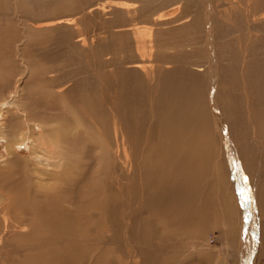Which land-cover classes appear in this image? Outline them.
Returning <instances> with one entry per match:
<instances>
[{
    "label": "rangeland",
    "instance_id": "1",
    "mask_svg": "<svg viewBox=\"0 0 264 264\" xmlns=\"http://www.w3.org/2000/svg\"><path fill=\"white\" fill-rule=\"evenodd\" d=\"M101 4H106L108 6L105 15L101 14L98 10H95L89 14L93 6L96 8L100 7ZM207 15L208 18L211 15V18L215 20L214 39L219 49L218 57L220 60H224L221 61L223 79H221L222 83L220 84V91L222 93L220 92L219 102L221 101V104L226 107H231V105L233 107L231 112L232 120L226 121H229L228 123L230 124L234 123V125L238 126H242L247 122V124L251 126L248 116L250 115L252 120H257L258 118H262L259 110L262 109L264 111V0H0V101L7 100L8 97L13 92L18 90V87H20V93L17 98L19 102L18 104L20 113L14 116L16 126H19L23 130L28 119H31L33 122L38 121L46 123L42 124L44 126L47 124H53L54 128L52 129V134H56L59 141L61 142V145L67 148V152L64 155H67L68 152L70 154L71 152V157L73 158L70 159L73 162L75 161V165L71 162L72 170L77 171V173L74 175L75 179L73 181L68 180L70 183H67L66 187L62 190V196H59L58 199L52 198V196H50L48 193L49 190L45 188L44 185L37 187L38 183L35 180L31 181L29 179L25 168L26 160L24 158L27 159L29 156L31 157L32 153L30 150H28V146L27 149L19 148L16 152L20 155H16L24 159L23 164L17 162V168L15 166L12 168L9 167L8 170L0 173V189H3L2 192L9 189L11 192L10 197H12V200H14L16 203L14 204L15 206H11V210L9 209L7 212L4 211V207L0 208L2 209L0 210L1 245H4L5 239H7L8 244L10 243L13 246L15 243L14 246H17L18 248L23 247L24 244L28 242V240L24 238L20 239L18 232H15L14 228L16 226L23 227L27 224H32L33 220H38L33 219L35 213H38L39 216H42L41 218L46 219L38 220L39 224L40 221H42V224L45 222V224L49 225L48 223L52 222L49 221L50 219L58 218H62L63 224L61 226L62 228H58L60 229L58 233L57 231L55 233L52 231L53 234L50 232L51 235H49L51 238L48 237V233L50 231L49 228L46 226L40 227L45 229L46 233V229H48V236L46 234L38 233L39 235L36 236H39V238L34 236L33 239L35 243L40 240L41 247L45 248V246H48L51 242L47 240H53L54 237L55 239L57 237H61L59 239L61 244L60 246L65 244H68L69 246V244L73 242L72 244L75 243V246L72 247L71 244V247L69 246V250H76L74 247L77 245L79 248L81 247L80 250L83 248V250L80 252L82 254L84 253L83 258L87 259L88 264L94 263V260H92V254H94L93 257L96 260L95 263L105 261V254H109V248L111 249V246L108 245L104 247L102 244L103 241L105 242V239L108 240L112 237L110 227L106 225V220H104V217H101V214L99 218L101 217L100 221L102 220V223L95 225L97 228L94 226L98 230L91 226L93 218H90L83 224L81 222H77L78 217H86V215L87 217L91 216H88L89 214L87 213L85 214L86 205H77V197L84 191V189L91 188L93 185L98 183V173L101 171L104 172L105 176V189L103 188V193H101L98 184V189L96 187L95 192L98 193L100 191L98 193L101 194L99 198H101L103 202L101 203V208L98 209L99 204H96L97 210L95 208L94 209L95 211L99 212L100 210L104 209L103 206L105 203L106 205L109 204L111 207H113V205L114 207L117 206L120 211L118 198H120V194L122 193V186L127 183V175L125 174L126 171L124 164L127 161V155L130 153L129 150H126L130 140L125 139V136L120 132V130L122 127H126L127 123L130 121L133 122V125L140 126L142 128L143 143L147 140L146 135L149 133L147 130L149 129V126L152 127L154 125V130L160 131L159 127L163 121L162 119L168 120L169 117L171 120L174 119V122L172 121L174 125L170 123V119L168 120L170 123V129H172V126H174V129L171 132H180V130L183 128V130H181V134L179 133L180 135L178 134L177 136L181 137L185 132L186 133L182 136L183 138L173 139L182 141L185 145H188L186 146L187 149L185 148V152L187 153V150L188 152L190 151L187 154H190L189 156L193 158L192 148L194 146L192 147V145H194L195 141L200 135L197 133L198 126L195 122L205 119L203 121L205 124L208 116L207 112L210 111V104H207L206 102L208 101L206 100V97H208V92H206L205 88H207L206 83L208 82L206 78L207 76L209 77V74L206 72L207 70H211L213 68V62L209 42L210 28ZM67 18L70 20L67 25L57 27L53 26L51 28H38L39 25H50L54 24L57 19L58 21H61L60 19L64 20ZM141 28H144L147 32H152V41L154 43L152 42L151 46H153V49L151 47V50L149 47H146L147 45H145L147 54L152 51V56L150 58L143 57L139 52L140 46L135 34L137 30ZM155 59L159 65L155 63ZM152 61L155 62L153 63ZM142 62L144 63V66L155 70L154 74H156V76L160 75L159 77L157 76L158 78L156 77L158 82H160L159 88L161 87V84L164 83L162 84L164 86L163 88L165 89L166 85H168L169 87L167 86L166 89H170L168 91L166 90V92H164L165 90L162 89V92L164 93H161V88L158 89V92L161 94H157L158 96H156L157 98L153 103L155 104L154 106H151L150 104V99L152 98L151 92L153 89L151 82L146 77H144V75L140 73L139 70H135V65L141 64ZM243 63L246 68H248L245 71V75L247 73L246 77L243 75ZM196 66H201V68L205 69L206 71L203 72V74L198 75L193 72L194 70H199L198 68L200 67L197 68ZM184 67H186L187 70H184ZM229 72L233 74H225ZM181 74L182 76L184 75L183 77H185V79L181 76ZM122 77H124V79ZM191 78L197 82L199 81L200 86L203 85L202 87L204 89L201 88V90L198 91L196 88L190 86L188 80H191ZM225 78L227 79L225 80ZM169 79L173 81H168ZM174 81H177L178 83H175ZM180 82L184 83L185 86H181ZM178 88L179 90L181 88V92H183L182 89H189L186 90V94L189 91L188 93L192 96L189 94V96L186 94L184 95L183 93L185 92L180 94ZM200 92H206L207 95L206 93L201 94ZM132 94L135 96V99L132 98L134 97ZM182 94L185 97H183ZM195 95L198 96L196 97ZM136 96L138 98H136ZM173 96L177 99L180 98V100L178 99L179 103L177 102L178 100L174 99ZM182 97L185 99H182ZM203 97L205 98L203 99ZM162 98L166 99L163 101ZM193 98L198 100L196 104L194 103L195 100ZM107 99H112V102L114 101L113 104L111 103V105L108 103ZM122 99L124 100L121 101ZM186 99L189 101V103H185L183 101H186ZM175 101L176 104H179V109L177 108V105H174ZM201 101H204L203 105ZM161 102L164 104L162 105ZM169 102L172 103L168 105ZM190 102L192 103L190 104ZM200 103L203 107L200 106ZM205 103L207 105L204 106ZM194 104L198 105L199 108L202 107L205 109V111L203 110L207 113V116H204L205 118L201 116L205 115L202 113V108H194ZM258 104H262L263 106L259 107ZM180 105L182 106L180 107ZM163 106L166 110H162ZM159 107L161 108L160 110H158ZM174 107H176L178 110H176ZM190 107L193 109V112L191 111L192 109H190ZM207 108L209 110H207ZM108 109L110 112H112V115ZM114 109H118L117 111H119L122 115V121L116 119ZM128 109L132 113L129 112ZM185 109L187 112H189L188 110L190 109L191 114L189 112V115H192L190 119L188 113L185 112ZM124 110H126V113ZM168 110L171 112V114ZM164 111L169 114L167 119L164 118L166 116L163 114ZM179 111L181 113L184 111V114L187 113L186 115H188V118L187 116H183V114H181ZM198 113L201 114L198 115ZM130 114H132V116ZM139 114L144 115L148 124L145 123L146 121H144V119L139 117ZM153 114L154 116L156 115L155 118ZM176 115L179 117L177 118ZM75 116L78 117L76 118ZM180 116L185 118L179 119ZM161 117L163 118L161 119ZM175 119L183 120L184 122H182V124L180 123L181 121H179V124L178 121H175ZM187 119L190 124H196H194L196 129H192V125L187 124ZM192 120L195 122L193 121V123ZM175 122L179 124H177L179 126V130L177 129ZM92 123L98 131L93 128L94 126ZM69 125H73V127ZM158 125L159 127L157 128ZM68 126L71 128V132H69L70 130ZM74 126H78L77 128L79 129L77 130ZM247 126L248 125L244 124V126L241 128L237 127V132L239 133L240 130H243V132L246 134ZM55 128H57V130ZM103 128L104 131H102ZM16 130L19 132L20 129L17 128ZM94 130L95 132H99V135H95ZM41 131L42 129L40 127L39 132ZM158 131L156 133H159ZM194 132L196 133L194 134ZM199 132L201 133L200 129ZM70 133H74L73 136L72 134L70 136ZM171 134L172 133H170V135ZM246 136L248 139V144L245 146L247 147L248 153L249 155H254V159L258 160V165H260V152L258 150V145L253 142L252 130L249 134H246ZM193 139H195V141ZM186 141H190V143ZM259 146L261 145L259 144ZM88 147L92 150H88ZM7 148V143L0 140V163L6 162L8 159ZM83 149L87 150L84 151ZM139 150L134 153V159L132 162L134 167L131 166L130 175H133V173L136 171L139 172V166L141 163L158 164L161 161L154 157L142 158V153H139ZM164 153L168 155L167 151H164ZM163 163H166V166L160 163L161 165L159 164V167L161 168L162 166L163 168L161 169L166 170L168 162L164 161ZM105 164L106 166H104ZM132 170L134 172H132ZM109 179L110 181H108ZM254 179L255 176L253 178L251 177V182H254ZM106 181H108L107 185ZM263 183L264 178L260 184ZM31 189H33L35 193H27L28 190ZM107 189L110 191V196ZM105 192L107 194H105ZM57 193L58 191L54 193V196H58ZM38 194L44 196V200L40 202L44 205L46 204L45 206L48 205L49 207L47 209L48 211H45V214L43 208H35V197ZM107 198L108 200L109 198L116 200L110 204V201H108ZM80 204H84L83 201ZM65 208L68 210L66 213L62 212V209L64 211ZM3 211L5 214H2ZM80 211L84 214H82ZM119 211L115 212L121 214ZM69 212L74 213L73 218L69 215ZM68 217H70V221L66 222L69 220ZM71 219L74 222H72ZM20 220L22 222H20ZM67 224L68 226H66ZM6 225L10 228H8V231L6 230ZM100 225H103L102 228ZM92 227L94 228V232H92ZM11 229L13 230L12 232L10 231ZM69 229H71L72 232L70 230L69 233ZM63 230L68 231L64 232ZM6 231L11 235H9ZM158 231L159 230L152 229L151 233H155L157 237L159 236L158 234L164 233L163 231L158 233ZM88 232L90 233L88 234ZM60 233H62L61 236ZM66 233H68V235ZM134 233L133 235H135V238H140L138 241L142 240L140 236H143V233L140 232V236H138V233ZM76 234H78V236ZM100 234H102L103 237L105 236L104 240H101L103 237L102 235L100 236ZM152 234L151 236H154L155 240V234ZM97 235L101 238L99 237V239ZM235 235L231 236L229 233L227 234L226 230L225 236L222 239L223 241L221 239L219 241L210 240L211 243L209 246L212 249H208L204 254L196 257H187L183 255L184 259H182L183 256L178 255L180 253H177L180 250L176 246L177 243L175 244L174 249L171 251V254H174L175 256L169 255L170 253L165 249L164 250L167 253L164 254H167L169 257L168 264H193V262L194 264L196 262V264H198V262L202 264L203 261V263H207L206 258H208V261H211L212 264H214L217 255H222L224 253L223 259H225L226 264H240L236 257L234 258L231 256H226V253L230 252V241L235 237ZM15 236H17V238ZM46 236L47 238H45ZM66 236L68 239L70 238V241L65 239ZM210 237L213 236L210 235ZM79 238L82 239V241ZM86 238L89 239L87 240L88 242L85 240ZM158 238L160 240L161 237ZM175 238L176 237L174 236L173 239L176 241ZM23 240H26V242ZM62 241L65 243L63 244ZM155 241H157L159 244L161 242L158 241V239ZM160 245L158 246L159 250ZM89 247L91 251L89 250ZM49 248L50 246L47 247L48 251L46 248L40 249L39 251L46 256V253L49 252ZM10 249L13 250L12 248ZM10 249L8 248V250L0 252V263L2 264L3 261V264H14L15 260V264H23V261H21L22 259H20L21 256H17V253L12 254L11 252V254H8L9 251H11ZM156 249L158 250L157 247ZM220 250H223L224 252L222 253ZM42 251L47 252L45 253ZM51 251L53 253V250ZM129 251L131 256L126 254L127 256L122 257L121 255L120 259L122 262L125 264H142L143 258L141 256L137 257L136 255L132 254L131 250ZM87 252L93 253L88 254ZM213 253H215L216 256ZM30 254L31 253L28 252L26 257L33 255ZM95 254L98 256H95ZM100 254L102 255L101 257H99ZM107 256L109 258V255ZM157 256L161 255L158 254ZM89 258H92L90 259L92 262L89 261ZM262 258L263 260L260 264H264V256ZM180 260H184V263L182 261L180 263ZM74 261L75 260H73V262ZM75 262L71 264L78 263Z\"/></svg>",
    "mask_w": 264,
    "mask_h": 264
},
{
    "label": "bare ground",
    "instance_id": "2",
    "mask_svg": "<svg viewBox=\"0 0 264 264\" xmlns=\"http://www.w3.org/2000/svg\"><path fill=\"white\" fill-rule=\"evenodd\" d=\"M94 7L95 6H93L91 8L89 14L94 12L95 10H98L101 14L105 15V13L107 12L106 10L108 9V6L106 4H101L100 7H96V8H94ZM211 8H213V7H211ZM207 18H208V15H207ZM60 20L61 21H58V19H57V21H55L54 24H50V25L49 24L39 25L38 28H51L53 26L57 27V26L67 25L70 21L68 18L64 19V20H62V19H60ZM208 24H209V28H210V41L208 39L207 40L210 42V47H211V52H212L211 57H212V62H213V68L211 70H207V72H206L207 74H209V77L206 75L207 76L206 79L208 82L206 83L207 88H205L206 92H208V97H206L207 98L206 100H208L209 102L206 100H204V101H206L207 104L208 103L210 104V111L207 112L208 113V116H207L206 115L207 113L204 112L205 109L202 108L204 101L203 102L201 101L202 105L200 103V106H202L201 107L202 111L204 110L202 113L205 114V115H201V116L202 117L207 116L206 122H205V124L203 123V121L205 119L204 120L202 119L201 121L199 120L197 122L192 120V122L194 121L195 123H197V126L201 131V133H200L199 129L197 128V130H198L197 133H198V135L200 134L199 138H197L196 141H195V139H193L195 141L194 145H192V147L194 146L192 148L193 158L189 156L190 154L189 155L187 154L190 151L188 152V150H187V153L185 152V148L188 145H185L182 141L173 139V138H176V139L183 138L182 136L186 132L181 137H179L177 135L179 133L181 134V130H183V128L180 130V132L177 130H176L177 132H174V133L171 132V131H173L174 126H172L173 127L172 129H170V123H172V121L174 119L171 120L169 117V114H167V112H165V111H164L165 113L163 112L164 116L166 115L164 118L167 119L169 117V119L171 120L170 123L168 122L169 119L165 120V119H162L163 117H161V119L163 121H162L160 127H159V125L157 126V128L158 127L160 128L159 129L160 131L157 130L159 133H156L157 131L154 130V128H153L154 125L152 127L149 126V129H147L149 133H148V135H146L147 140L143 143H142V141H143L142 128L140 126L133 125V122L130 121L129 123H127L126 127H122V129L120 130V132L125 136V139L130 140V142H128V145L126 148V150H129L130 153L128 155L126 153L127 161L126 162L124 161L125 162L124 167H125V171H126L125 174L127 175V180H126V177H125V180L127 181V183H125V185L122 186L123 187L121 189L122 193L120 194V198H118V201L120 204V211L117 208V206L114 207V205H113V207H111V206H109V204L106 205L105 203L103 206L104 209L100 210L99 212L95 211V209L97 210L96 204H99V206H98V209H99V208H101L100 206H102L101 203L103 202L101 200V198H99L101 196V194H98L100 191H101V193H103L102 190L104 188V182H105L104 172H101V171L98 173V183L96 185H93L91 188L84 189V191L81 194H79L77 197V205H79V206L86 205L85 214L87 213V214H89L88 216H90V215L92 216V217L91 216L87 217V215H86V217H78L77 222H81L83 224L87 220H89L90 218H93L92 222H91L92 225L91 224L90 225L94 227L97 224L98 225L101 224L102 220L100 221V218L104 217L105 218L104 220H106V225L108 227H110V232L112 233V237L110 239H108V237H107L108 240L105 239V242L103 241V244H102V245H104V247H106L108 245L111 246V249L109 248V250H110L109 254L108 253L105 254L106 255L105 261L100 260L101 262H98V263L96 262L97 264H125L124 262H122L120 257H121V255H122V257L127 256V255L131 256L129 250H131L133 255H136L137 257L141 256L143 258L142 264H168L169 257L167 254H164V253L169 252L170 253L169 255H174V254H171V251L174 249V246L176 243H177L176 246L180 249L177 252V253H180L178 255H181V256L184 255L187 257H194V256L196 257V256L204 254L208 249H212L209 246V244L211 243L210 240H218V241L220 239L222 240L225 236L226 230H227V234L229 233V235H231V236H234L236 234L235 237L230 241V243H231L230 252L226 253V256H231L234 258L236 257L240 264H260V263H262V260H263L262 257L264 256V183L263 184H260V183H261V181H263V178H264V111L262 109L259 110L262 118H258L257 120L253 119L254 122L252 120V117L250 115L248 116V118L250 120V124L252 127L249 124H247V122L244 123V124L248 125L246 128L247 129L246 134H249L250 131L252 130L253 142L256 145H258V150L260 152V159H261V163H260V165H258V160L254 159V155L252 156V155H249V153H248V150L246 147L248 144V139H247L246 134L243 132V130H240L239 133L237 132V127L241 128L244 126V124L242 126H238V125H234V123H231V124L228 123L229 121L227 122L226 120H232L231 112L233 110V107H232V105H231V107H229V106L226 107L223 104H221V101L219 102V100H220L219 97H220V92H221L220 91V84L222 83L221 79H223L222 78L223 73H222V68H221L222 67L221 61H224V60H220V58L218 57L219 49H218V45L214 39V36H215L214 35L215 20L213 18H211V15L208 18ZM135 36H136V39H137L138 44L140 46L139 52L141 53V55L143 57L150 58L152 56V51H150L147 54L145 48L149 47L151 49V47H152V49H153V46H151V43L153 42L152 41V32H147L144 28H141V29L137 30ZM153 38H154V36H153ZM145 45H147V46L145 47ZM155 61H156V59H155ZM155 63L157 65H159L157 63V61ZM223 64H225V63H223ZM243 65H244V63H243ZM196 67L197 68L200 67V68H198L199 70H194V71L192 70V71L198 75H201V74H203V72L206 71L205 69H202L201 66H196ZM135 68H136L135 70H137V71L139 70V72L142 73L144 75V77H146L151 82L153 89L151 92L152 98L150 99V104H151V106H154L155 104H153V103H154L155 99L157 98L156 96H158L157 94L160 95L161 93L166 92V90H167L166 88L168 85H166V88L164 89L163 88L164 86L162 85L164 83H162L161 87H160L161 93H159L158 89H160L159 88L160 82H158L157 78L160 75H157L158 76L157 77L156 74H154L155 70H152L151 68H149L147 66H144L143 62L141 64L135 65ZM242 69H243V75H245V71L248 68H246V66L244 65L242 67ZM184 70H187L186 67H184ZM161 72H163V71H161ZM156 73H157V71H156ZM189 73H190V71H189ZM225 74L229 75L231 73L229 72V73H225ZM246 75H247V73H246ZM246 75H245V77H246ZM171 76H173V75H171ZM181 76H182V74H181ZM122 78L124 79V77H122ZM183 78L185 79V77H183ZM227 78H225V80ZM197 80H198V77H197ZM225 80H223V81H225ZM168 81L172 82L173 80L169 79ZM188 82H189L190 86L196 88V90H198V91L201 90V88H203L202 87L203 85L200 86L199 81L197 82V81L193 80L192 78H191V80H188ZM175 83H178V82L176 81ZM180 83H181V86L184 85V83H182V82H180ZM203 84H205V83H203ZM181 86H179V87H181ZM171 88H172V86H171ZM162 89H164L165 91L162 92ZM149 90H151V89H149ZM168 90H170V89H168ZM178 90H179V88H178ZM178 90H177V92H178ZM180 90H181V88H180ZM186 90H189V89H185V90L182 89V91L185 93H183L181 91L179 93L180 94L183 93L185 95ZM196 90H194V91H196ZM191 91H192V89H191ZM188 92L186 95L189 94ZM19 93H20V87H18V90L13 92L8 97L7 100L0 101V140L5 141L8 145V148H7L8 149V159L6 162L0 163V173L8 170L9 167L12 168L13 166H15L17 168V166H18L17 162H20L23 164L24 159H25L26 160L25 168L27 171V175L29 176V179L31 181L35 180L38 183L37 187L44 185V187L49 190L48 191L49 195L52 196V198L58 199L59 196H62V194H63L62 190L66 187V184L70 183L68 180L73 181L75 179L74 175L77 173V171L72 170V165H71V162L75 165V161L73 162L70 159V158H73V157H71V155H72L71 152H70V154L68 152L67 155H64L67 152V148L64 147L63 145H61V142L59 141L56 134H52V129L54 128L53 124H51V125L47 124L44 126L42 124H46V123H42V122H38V121L33 122L31 119H28L25 123V128L23 130L19 126H16L14 116L18 115L20 113L19 104H18L19 102L17 100ZM168 93H170V92H168ZM168 93H166V94H168ZM205 93H201V94H205ZM183 94H182V96H183ZM195 94H196V92H195ZM189 95H191V94H189ZM206 95H207V93H206ZM137 96H136V98H138ZM195 96L197 97L198 95H195ZM161 97H164V96H161ZM183 97H185V96H183ZM183 97H182V99H185ZM190 97H188V98H190ZM132 98L135 99V96ZM204 98L205 97H203V99ZM165 99L166 98H164L163 101ZM174 99H177V98L174 97ZM178 99L180 100V98H178ZM193 99L195 100L194 103L196 104V102L198 100H196L195 98H193ZM123 100L124 99H122L121 101H123ZM179 100L177 101L178 103H179ZM129 101H131V100H129ZM147 101H149V100H147ZM183 101L185 103L186 102L189 103V101H187V99H186V101L185 100H183ZM107 102L110 104L111 103L113 104L114 101L112 102V99H109ZM132 102H133V100H132ZM162 102H161V104H162ZM199 102H200V100H199ZM121 103H120V105H121ZM125 103H127V102H125ZM171 103L169 102L168 105H170ZM191 103L192 102H190V104ZM207 104L205 103L204 106ZM148 105H149V103H148ZM174 105H177V108H178L179 104H176V101H175ZM159 106H160V104H159ZM181 106L182 105H180V107ZM258 106L262 107L263 105L258 104ZM195 107L199 108L198 105H195L194 108ZM174 108L176 109V107H174ZM183 108H185V107H183ZM201 108H199V109H201ZM160 109L161 108L159 107L158 110H160ZM178 109H176V110H178ZM190 109H192V108L190 107ZM190 109L188 111L191 114V111L193 112V109L191 111H190ZM117 110L118 109H116V110L114 109V112L116 114V119L119 121H122V115ZM162 110H166V109H164V106H163ZM207 110H209V109L207 108ZM108 111H109V109H108ZM124 111L126 113V110H124ZM129 112H131V111L129 110ZM153 112H155V111H153ZM185 112H187L186 109H185ZM189 112H187L188 115H189ZM111 113L112 112H110V114ZM148 113H149V111H148ZM169 113L171 114L170 111H169ZM181 114H183V116H187V118H188V115L184 114V111ZM199 114H201V113H198V115ZM130 115L132 116V114H130ZM153 116H154V114H153ZM155 116H154V118H155ZM183 116L182 117L180 116L179 119L185 118ZM191 116L189 115V119L191 118ZM69 117H71V116H69ZM75 117L77 118L78 116H75ZM75 117H73V118H75ZM139 117L144 119V121H146L145 123H147V119L144 117V115L139 114ZM176 117L178 118L179 116L176 115ZM113 118H114V115H113ZM159 118H158V120H159ZM179 119H175V121H178V123H179V121H181L180 123L184 122L183 120H179ZM196 119H200V118H196ZM139 121H140V119H139ZM187 121H188V119H187ZM13 122H14V124H13ZM77 122H78V120H77ZM89 122H91V121H89ZM125 122H127V121H125ZM188 122H187V124H190V122L189 123ZM178 123L175 122L176 125ZM194 124H190L193 127L192 129L195 128L196 124L195 125ZM178 125L176 126L177 129L179 128ZM185 125H184V127H185ZM69 126L73 127V125H69ZM69 126H68V128H69ZM93 126H94V124H93ZM40 127L42 129L41 132H39ZM77 127H75V128L78 130L79 128H77ZM112 127H113V125H112ZM17 128L20 129L19 132L16 130ZM93 128L96 129L95 126ZM186 128H187V126H186ZM55 129L57 130V128H55ZM70 129L71 128H69V130ZM102 131H104V128ZM69 132H71V130ZM94 132H95V130H94ZM106 132H107V130H106ZM98 133L99 132H95V135ZM170 133H172V134L170 135ZM182 133H183V131H182ZM188 133H190V132H188ZM191 133H192V131H191ZM195 133L196 132H194V134ZM71 134L72 133H70V136H71ZM73 134H72V136H73ZM115 134H117V133H115ZM100 135H102V134H100ZM5 136H7L8 138ZM106 140H108V139H106ZM103 141H104V139H103ZM190 141H186V142L190 143ZM259 144L261 146H259ZM108 145L110 146L109 143H108ZM27 146L29 148L28 150H30V152L32 153L31 157L29 156L27 159L26 158L23 159L22 157L20 158V156L16 155V154H18L16 151H18L19 148L20 149L21 148L27 149ZM96 147H97V145H96ZM139 148H140V150H139ZM85 150H87V149H85ZM88 150H92V149H89V147H88ZM138 150H139V153L140 152L142 153V158L143 157H145V158L154 157L157 160H161L160 163L164 164V166H166V163H163V162L167 161L168 162L167 169L162 170L161 168H163V167L162 166H161V168L159 167L160 163H158V164L141 163V165L139 166L140 167L139 172L136 171L138 173L135 172V173H133V175H130L131 174V166H133L132 162L134 159V153ZM116 151H118V150H116ZM164 151H167L168 155H166L165 154L166 152L164 153ZM108 152H109V150H108ZM116 153H118V152H116ZM103 154H104V152H103ZM18 155H20V154H18ZM95 155H96V153H95ZM76 158H78V157H76ZM171 160H172V163L174 166L172 165ZM106 164L104 166H106ZM97 169H98V167H97ZM122 169H124V168H122ZM92 170H93V168H92ZM133 170H132V172H134ZM210 171H212V172H210ZM247 172H249V173H247ZM15 173H16V171H15ZM254 176H255L254 182H251V177L253 178ZM0 179H1V177H0ZM108 181H110V179ZM108 181H106V185H107ZM97 185L100 187V191L98 193L95 192V188L97 187ZM31 187H32V184H31ZM97 189H98V187H97ZM2 190L3 189H0V208L4 207L5 208L4 211L7 212L9 209L11 210V206H15L14 204H16V203L14 202V200H12V197H10L11 192L9 191V189H7V191H4V192H2ZM57 191H58V193H57L58 196H54V193H56ZM107 191H109V190L107 189ZM30 192L35 193V191L33 189L28 190L27 193L30 194ZM106 192H105V194H107ZM65 194H67V193H65ZM109 196H110V191H109ZM42 200H44L43 195H39V194L36 195V197H35V201H36L35 208L36 207H37V209L43 208L44 214H45V211L49 207H48V205L45 206L46 204L44 205L43 203H41L40 201H42ZM79 200L81 202L83 201L84 204H80L81 202ZM107 200H108V198H107ZM115 200L116 199L109 198L108 201H110V204H111V202H114ZM60 202L63 203L62 201H60ZM47 203H48V201H47ZM20 207H21V205H20ZM15 208H17V207H15ZM0 210H2V209H0ZM66 210H67V208H65L64 211L62 209V212H65V213L68 212V210L67 211ZM83 210H84V207H83ZM4 211L2 214H5ZM115 211H119V212H121V214H119ZM65 213H63V214H65ZM73 214L74 213L69 212V215L72 218H73ZM82 214H84V213H82ZM100 214H101V217L99 218ZM41 217L42 216H39L38 213H35V215L33 216V219L46 220V219L41 218ZM51 218H53V217H51ZM68 218H69V220L66 222L70 221V217H68ZM98 219H99V221H98ZM38 220H33L32 224H27L23 227L22 226H16V227L14 226L15 228L13 227L14 231L18 232L20 239L24 238V239L28 240V242L25 243L23 247L18 248L17 246H14L15 243L13 246L10 243H9L10 244L9 245L7 239H5L4 245H1V238H0V252L4 251V250H8V248L9 249L12 248L13 250L10 249L11 251H9L8 254H11V252H12V254L17 253V256H21L20 259H22L21 261H23V264H71V263H74L75 261L78 262V263L75 262L76 264H88L87 259L83 258L84 253L82 254L80 252L81 250H83V248L80 250L81 247L79 248V246L77 245L76 247H74V248H76V250H74V249L69 250V248L71 247L70 245L73 243L72 240H71L72 243L69 244L70 247L68 246V244L60 246L61 244L59 242V239L61 237H57V235H59V234L56 235L57 240L55 239V237L53 240H51V239L47 240L46 239L47 241H51L50 244L48 245V246H50L49 252H47L48 246H45V248L47 249L46 252L48 253V255L45 251H42V252H45L46 256H45V254H42L39 250L45 249V248L41 247L40 240H38L36 243L34 242V240H33L34 236L39 238V236H36V235H39V234H46L47 235L48 229H46V231H47V233H46L45 229L40 228L43 226H46L49 228L50 231H49L48 235L52 231L54 233L57 231V233H58V231L60 230L58 228H60L62 226L63 222H62V218L61 219H59V218L58 219H50L49 221H52V222H49L48 223L49 225H47V224H45V222H44V224H42L43 223L42 221H40V224H39ZM20 222H22V221L20 220ZM72 222H74V221L72 220ZM77 222H76V224H77ZM69 224H71V223H69ZM3 225H5V224H3ZM7 225H6V230L8 231L10 228ZM66 226H68V224ZM76 226H78V225H76ZM102 226L100 225L101 228H102ZM93 227H92V232H94V228L96 226L94 228ZM237 227H238V231H237ZM89 228H91V227H89ZM234 228H235V230H234ZM71 229H69V231L68 230H66V231H68L70 233ZM152 229L159 230L158 233L160 231L164 232L163 234L162 233L158 234L159 235L158 237H161L160 240L156 236V234L154 233L155 234V240L158 239V241H161L160 242L161 245L157 241L154 240V236H151ZM18 230H20V231H18ZM96 230H98V229H96ZM10 231L12 232L13 230L11 229ZM66 231H64V232H66ZM80 231H81V229H80ZM53 232L51 234H53ZM71 232H72V230H71ZM84 232H86V231H84ZM100 232H101V230H100ZM140 232L143 233V236L139 235V234H141ZM153 232H155V231H153ZM89 233L90 232H88V234ZM97 233H98V231H97ZM133 233L134 234L138 233V236L141 237L142 240H139L141 245L139 244V241H138V239H140V238L139 237L135 238V235H133ZM61 234L62 233H60V236H61ZM66 234L68 235V233H66ZM154 234H152V235H154ZM9 235H11V234H9ZM50 235L48 237H50ZM69 235H71V234H69ZM76 235L78 236V234H76ZM76 235H73V236H76ZM98 235H97V237H98ZM101 235L102 234H100V236ZM210 235H212L213 237H210ZM47 236L45 238H47ZM174 236L176 237L175 238L176 241L173 239ZM12 237H14V236H12ZM15 237L17 238V236H15ZM102 237H103V235H102ZM29 238H31L33 241ZM104 238H105V236L101 240H104ZM65 239L66 240L68 239L67 236ZM65 239H63V240H65ZM79 239H78V241H79ZM26 240H23V241L26 242ZM80 240L82 241V239H80ZM85 240L87 241L89 239L86 238ZM62 242H63V244L65 243L64 241H62ZM92 243H95V242H92ZM74 244H72V247L75 246ZM83 244H85V243H83ZM236 244H237V247H236ZM159 245H160V250L158 247ZM156 247L158 248V250L156 249ZM86 248H88V247H86ZM54 249H55V252H54ZM51 250H53V253ZM89 250H90V247H89ZM220 251L222 253L224 252L223 250H220ZM28 252H30L33 255L26 257V254H28ZM173 252H176V251H173ZM92 253H88V254H92ZM215 253H216V251H215ZM215 253H213V254L216 256L217 253L216 254ZM101 254L99 257L102 256ZM158 254L161 256H157ZM224 254L217 255L214 264H226L225 259H223ZM93 255L94 254H92L93 259L89 258V261H91L90 259H92V260H94V263H95L96 260L94 259ZM107 255H109V258ZM95 256H98V255L95 254ZM184 256L182 259H184ZM176 257H177V255H176ZM179 258H180V256H179ZM160 259H162V260H160ZM193 259H195V258H193ZM73 260H75V261L73 262ZM206 260H207L208 264H212L211 261H208V258H206ZM17 261H18V259H17ZM181 261L184 263V260H180L179 262L181 263ZM203 262H202V264H207L206 262L205 263H203ZM236 263H237V261H236ZM2 264H3V261H2ZM14 264H15V260H14ZM89 264H91V263H89ZM126 264H129V263H126ZM193 264H194V262H193ZM198 264H201V263L198 262Z\"/></svg>",
    "mask_w": 264,
    "mask_h": 264
}]
</instances>
